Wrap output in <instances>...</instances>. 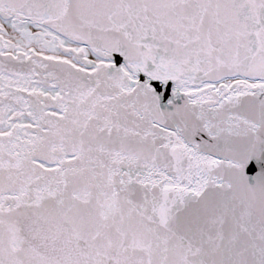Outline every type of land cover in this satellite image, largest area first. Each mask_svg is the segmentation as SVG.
Segmentation results:
<instances>
[{
	"label": "snow or ice",
	"instance_id": "1",
	"mask_svg": "<svg viewBox=\"0 0 264 264\" xmlns=\"http://www.w3.org/2000/svg\"><path fill=\"white\" fill-rule=\"evenodd\" d=\"M0 264H264V0H0Z\"/></svg>",
	"mask_w": 264,
	"mask_h": 264
}]
</instances>
